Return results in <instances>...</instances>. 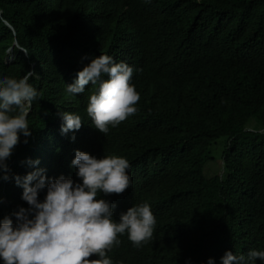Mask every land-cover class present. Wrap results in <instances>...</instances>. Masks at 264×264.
<instances>
[{
  "label": "clouds",
  "instance_id": "obj_1",
  "mask_svg": "<svg viewBox=\"0 0 264 264\" xmlns=\"http://www.w3.org/2000/svg\"><path fill=\"white\" fill-rule=\"evenodd\" d=\"M65 1L72 0L37 4L49 11ZM185 1L80 0L69 8L77 14L73 26L84 18L96 34L113 30L119 38L136 37L141 31L142 37L154 10L173 12ZM54 13L55 19L61 15ZM182 26L168 39L177 50L161 51L153 61H147L150 46L115 62L100 42L70 37L55 49L70 67H49L32 57L17 79L0 63V264H159L148 257L161 248L175 255L166 264H182L184 247L168 230L171 214L151 179L176 166L171 151L154 146L164 130L157 121L167 110L179 102L184 114L183 94L158 87L148 67L180 66L197 79L201 90L193 113L209 115L224 96L218 82L230 61L222 56L232 54L238 37L226 17L214 25L198 12L187 13ZM218 41L227 46L215 47ZM7 53L6 65L14 60L11 48ZM155 103L165 116L151 108ZM34 110L42 122L29 145L32 153L16 158L12 151L31 135L28 114ZM67 151L69 161L56 166ZM221 151L218 159L211 154L207 163L219 161V169L212 175L203 170L205 180L221 173ZM218 241L223 245L217 253L205 252L191 264H264V226L238 240L225 222Z\"/></svg>",
  "mask_w": 264,
  "mask_h": 264
},
{
  "label": "trees",
  "instance_id": "obj_2",
  "mask_svg": "<svg viewBox=\"0 0 264 264\" xmlns=\"http://www.w3.org/2000/svg\"><path fill=\"white\" fill-rule=\"evenodd\" d=\"M74 4L79 6L80 0L55 4L45 11L37 0H0V63L9 77L21 78L32 57H40L49 67H70L72 62L55 51L70 37L81 38L83 44L100 42L115 62H124L142 47L150 46L147 61H153L161 51L177 50L174 44L168 45V39H173L172 33L182 31L187 13L194 16L198 12L214 25L228 19L238 37L232 54L222 56L230 61L225 77L218 82L224 96L209 115L193 113L201 90L197 79L188 77L180 66H156L152 62L148 67V75L158 87L181 90L184 111L183 114L179 102H175L165 116L163 105H151L158 116H165L157 121L164 128L159 137L164 146L157 143L154 150L171 151L176 159L175 168L159 171L151 179V186L171 214L168 230L184 247L182 264L187 259L191 264L205 252L217 253L223 245L218 241L220 226L225 222L232 225L238 240L246 232L257 233L264 226V0H186L173 12L169 8L154 10V17L148 20L147 36L140 37L139 31L136 37L120 38L113 30L96 34L84 18L73 26L77 14L69 6ZM54 12L61 15L55 19L53 14L58 13ZM173 13L180 17V24ZM214 45L227 46L223 41ZM8 48L12 49L14 60L6 65L3 58ZM34 113L35 110L28 114L31 135L12 151L16 158L32 153L29 145L42 122ZM218 142L222 147V171L207 181L203 170ZM69 156L68 151L59 155L56 166L65 165ZM174 257L161 248L148 258L166 264Z\"/></svg>",
  "mask_w": 264,
  "mask_h": 264
},
{
  "label": "rangeland",
  "instance_id": "obj_3",
  "mask_svg": "<svg viewBox=\"0 0 264 264\" xmlns=\"http://www.w3.org/2000/svg\"><path fill=\"white\" fill-rule=\"evenodd\" d=\"M220 142H218L216 149L213 151V156L215 159H218L220 156ZM219 169V161H214V164H208L206 166L205 172L206 175H212L213 173L217 172V170Z\"/></svg>",
  "mask_w": 264,
  "mask_h": 264
}]
</instances>
